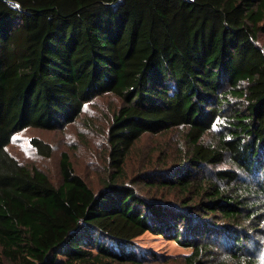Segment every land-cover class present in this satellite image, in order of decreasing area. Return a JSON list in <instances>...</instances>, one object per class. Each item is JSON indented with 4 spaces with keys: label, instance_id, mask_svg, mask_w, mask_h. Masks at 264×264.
<instances>
[{
    "label": "trees",
    "instance_id": "1",
    "mask_svg": "<svg viewBox=\"0 0 264 264\" xmlns=\"http://www.w3.org/2000/svg\"><path fill=\"white\" fill-rule=\"evenodd\" d=\"M107 93L100 177L66 151L56 179L10 152ZM178 127L182 157L127 169L145 134ZM146 233L184 264H264V0H0V264H160Z\"/></svg>",
    "mask_w": 264,
    "mask_h": 264
},
{
    "label": "rangeland",
    "instance_id": "2",
    "mask_svg": "<svg viewBox=\"0 0 264 264\" xmlns=\"http://www.w3.org/2000/svg\"><path fill=\"white\" fill-rule=\"evenodd\" d=\"M120 105V100L112 93L97 96L85 104L82 114L73 124L53 131L27 128L14 135L9 150L30 166L45 167L54 179L60 176L61 155L66 151L76 169L89 175L88 180L96 176L100 177L103 175L102 167L104 166L105 131L108 129L113 113ZM185 133L186 128L178 127L161 133L145 134L136 144V153L133 155L135 161L130 160L127 169L136 172L141 159H145L152 165L160 156L157 153L160 150L182 157V153L188 149L184 141ZM34 136L42 138L52 146L49 158L38 154L31 145L30 139ZM209 136L206 140L212 139V135ZM180 146H183V152L178 154ZM168 161L171 159L169 158ZM221 165L224 168L232 167L226 163ZM138 241L157 254L169 256L159 260L160 264H184V256L189 254L188 250L167 240L153 237L149 233L143 235ZM261 252L264 260V244ZM223 254L224 252L218 249L214 255H204L203 259L208 264H215L217 257Z\"/></svg>",
    "mask_w": 264,
    "mask_h": 264
}]
</instances>
